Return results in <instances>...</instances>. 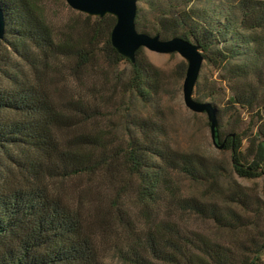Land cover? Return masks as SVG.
<instances>
[{
    "label": "trees",
    "instance_id": "obj_1",
    "mask_svg": "<svg viewBox=\"0 0 264 264\" xmlns=\"http://www.w3.org/2000/svg\"><path fill=\"white\" fill-rule=\"evenodd\" d=\"M0 5L5 16L0 42V264H105L95 227L119 234L115 251L122 264H264V239L258 242L250 236L229 246L179 220L188 213L221 229L249 226L233 206L179 195L170 178L179 172L214 187L221 165L163 145L146 120L137 123L141 137L130 139L126 147L114 146L97 123L112 96L104 88L89 86L84 91L76 85L95 63L97 42L92 40L97 26L105 22L111 28L106 44L116 64L131 65L124 85L129 92L145 97L156 81L144 48L132 62L112 46L115 16H95L100 18L95 26L88 23L80 33L70 27L57 34L41 0H0ZM156 19L157 28H147L137 10V30L162 39L190 40L205 59L214 52L210 62L216 68L232 59L216 48L220 37L236 42L235 51L251 46L248 62L227 69L228 81L252 76L258 88L247 83L233 87L230 103L258 107L264 87V0H236L221 15L183 7ZM212 106L218 117L216 137L231 150L234 172L245 179L264 176V120L244 148L243 136L229 134ZM118 165L138 180L133 186L137 210L106 198L88 214L66 199L65 180L98 176L115 183L122 171ZM129 186L128 178L120 190ZM262 197L264 203V186ZM227 199L246 212L260 207L244 191H234Z\"/></svg>",
    "mask_w": 264,
    "mask_h": 264
},
{
    "label": "rangeland",
    "instance_id": "obj_2",
    "mask_svg": "<svg viewBox=\"0 0 264 264\" xmlns=\"http://www.w3.org/2000/svg\"><path fill=\"white\" fill-rule=\"evenodd\" d=\"M235 2L236 0H139L137 5L140 23L147 28H157L156 18L159 15H166L171 11L183 9V7L197 12L207 11L212 15H221ZM41 3L46 18L57 34L69 31L70 27H76V33H80L81 27L87 26L88 23L95 26L97 20L100 19L71 8L66 0H41ZM175 5L176 7L182 6L175 8ZM108 17L109 15L103 19ZM110 31L111 28L105 22L96 27L95 38L92 40V42H97L95 63L86 73H81L76 82V85H79L80 89L84 91L89 86H97L101 89L104 88L112 96L108 108L102 113L103 120L101 119L97 123L102 124L101 126L105 128L110 140L115 143L114 146L126 147L130 139L141 137L137 123L139 120H146L153 124L163 145L176 151L200 154L221 165L223 170L214 187H210L207 183L195 182L179 172H173L170 178L179 195L183 197L197 196L205 201H215L233 206L246 217L243 220H247L249 226L246 229L238 230L221 229L211 221H203L188 213L183 215L184 219L181 220L180 217V222L183 221L182 223H185L190 229L204 232L229 246L237 239H246L250 236L258 242L263 240L262 189L264 176L254 179L239 177L232 167L231 150L225 149L217 137L215 141L212 138L208 114L193 111L186 106L183 89L188 61L176 52L161 54L144 49L148 62L156 69V81L152 90L149 91V95L139 96L137 92H129L124 86L131 76V65L127 61L116 64V60L106 44ZM218 43L216 48L232 56L231 63L216 68L210 62L214 52L207 53L206 55L211 59L204 60L192 97L198 101L213 104L218 109L219 120L224 122L227 132L230 134L236 131L243 136L245 148L251 138H255L258 128L264 120V87L259 90L261 101L257 108L230 103L233 87L247 83L258 88L252 76L240 77L238 82L228 81L230 76L227 69L248 62L251 57L249 54L251 46L249 49L243 47L235 51L237 45L231 39L227 41L220 37ZM87 125H91V123ZM118 168L122 171L115 183L106 182L98 176L92 178L79 176L65 180L62 187L66 199L80 205L88 214L95 213L99 208L98 205L106 198L118 199L121 204L125 203L126 207L131 210H137L138 203L133 186L137 184L138 180L135 176L124 171V168L121 169L120 165ZM128 178L130 186L122 192L120 187L125 184V180ZM234 191L249 193L260 204V207L257 209L252 207L246 212L237 203L230 204L227 196L233 194ZM142 222H144V218H142ZM93 235L102 251L104 263L122 264L115 251L119 234L115 231L109 232L95 227Z\"/></svg>",
    "mask_w": 264,
    "mask_h": 264
},
{
    "label": "water",
    "instance_id": "obj_3",
    "mask_svg": "<svg viewBox=\"0 0 264 264\" xmlns=\"http://www.w3.org/2000/svg\"><path fill=\"white\" fill-rule=\"evenodd\" d=\"M68 5L91 16L104 17L108 14L117 21L111 32L112 46L132 62L136 53L144 48L161 54L178 53L188 61V69L184 81V102L188 108L196 112H206L211 122L212 138L217 135L218 117L211 103L196 101L193 90L204 63V55L200 46L182 37L162 39L160 35L152 36L137 30V0H66ZM5 35V16L0 5V42Z\"/></svg>",
    "mask_w": 264,
    "mask_h": 264
}]
</instances>
